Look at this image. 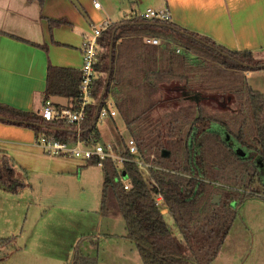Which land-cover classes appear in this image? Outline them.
<instances>
[{"label": "trees", "instance_id": "obj_1", "mask_svg": "<svg viewBox=\"0 0 264 264\" xmlns=\"http://www.w3.org/2000/svg\"><path fill=\"white\" fill-rule=\"evenodd\" d=\"M71 1L88 19L81 4ZM68 24L51 20L50 28ZM146 37L159 38L162 43L147 45ZM263 65L247 52L229 50L172 23L135 17L102 33L95 65L99 77L81 138L101 142L98 121L93 124L110 73L102 107L108 101L113 103L139 156L161 168L151 169V176L181 235L175 234L155 206L152 188L134 163L124 166L130 180V189L125 190L117 167L106 161L101 214L110 217L111 202L116 203L127 239L143 264L213 263L240 207L264 193V93L254 90L246 77ZM81 80V70L50 66L45 103L63 97L77 111ZM0 116L1 123L30 128L37 137L66 143L77 139L74 125L47 122L42 114L0 104ZM121 145L119 151L134 159L124 140ZM20 175L12 158H0V190L19 194L30 187ZM71 264H98V260L76 247Z\"/></svg>", "mask_w": 264, "mask_h": 264}, {"label": "crops", "instance_id": "obj_2", "mask_svg": "<svg viewBox=\"0 0 264 264\" xmlns=\"http://www.w3.org/2000/svg\"><path fill=\"white\" fill-rule=\"evenodd\" d=\"M76 1L84 8L88 19L71 0H45L43 4L29 0H0V104L41 115L45 106L49 67L81 70V45L92 31L91 23L96 26L105 20L112 21L113 17L104 9L101 0ZM135 2L133 0L131 3ZM95 3H99L101 9H96ZM157 8H168L172 16L171 23L176 26L210 38L229 50L247 52L253 60L264 61V0H162ZM51 20H66L69 24L51 29ZM120 21L112 22L115 24ZM246 75L249 76L248 73ZM50 101L58 108L70 107L69 100L63 97H52ZM117 117L108 119L117 126ZM112 127L110 129L114 130ZM98 130L103 141L102 133ZM111 133L112 140L107 143L121 148L123 138L114 131ZM37 140L36 132L30 128L0 122V158L4 155L12 158L16 168L25 176L29 172L30 175L35 173L50 178L46 179V188L54 200L40 203L26 200L24 191L11 194L0 190V213L7 216L6 222L11 221L8 215H13V230L16 228V215L18 217L24 212L29 216L33 212L36 221V215L47 214L48 219L37 227L27 231L23 227L20 234L13 233L19 240L17 244L13 242V246L17 245L22 253L29 252L36 260L41 261L45 256L50 264H62L65 259L61 255L50 256L48 252L61 251V247L56 248L60 243L69 244V248H72V240L79 236L78 232H72L78 225L75 226V221L69 220L66 213L82 216L83 212L89 211L83 209V204L76 203L73 197L74 183L68 177L76 179L85 190L88 184L92 185L88 169L93 165L73 158L57 160L47 157ZM39 216L42 219L45 215ZM81 216L77 217L80 221L83 220ZM103 218L100 208V224ZM24 233L28 236L22 238ZM114 235L108 231L106 234L100 233L97 238L108 242L114 239ZM121 237L129 241L127 231ZM4 245L12 246V243L5 241ZM123 252L118 250L117 259L111 257L110 264H128L129 257H124ZM26 264L34 263L26 261Z\"/></svg>", "mask_w": 264, "mask_h": 264}, {"label": "rangeland", "instance_id": "obj_3", "mask_svg": "<svg viewBox=\"0 0 264 264\" xmlns=\"http://www.w3.org/2000/svg\"><path fill=\"white\" fill-rule=\"evenodd\" d=\"M132 1L133 0H101V3L104 9L113 17V22L131 17L134 11L144 12L148 7L157 8L162 3V0H135L137 1L135 4H132ZM257 62L264 63L263 60ZM254 72L255 71L248 72V77L246 75L248 84L254 90L264 93V70H257L255 73ZM220 101L222 100L220 99ZM224 104H226V102ZM226 105L228 106L229 103ZM115 121L117 122V126L114 124L113 120L109 119L105 120L104 124L97 125L103 138V141L101 140L100 143H107L112 140L111 131H114L119 137H122L125 142L131 138L121 118L117 117ZM111 126H113L112 128H114V130L110 129ZM45 155L57 160H62V158L68 159L66 157H53L46 153ZM88 174L92 181V185L89 186L88 184L85 190L83 189L84 187H81L77 183L76 179L68 177V180L74 183L73 197L76 203L83 204V209L89 210L88 213L83 212L82 216L80 214L72 216L70 213H66V215L69 216L67 218L75 221V226L78 225L75 229L69 228V226L68 228L72 229L73 233L78 232L79 236L72 240L74 241V246L72 248H69V244L60 243L56 245V248L61 247V251L57 252L55 250H50L48 254L50 256L61 255L62 259H65L62 261V264H68L74 258L75 248L79 247L84 255L97 258L98 264H103V262L110 264L111 257L117 259V251L123 250L124 257L126 255L129 257L128 264H143L135 246L121 237L126 234V227L124 220L117 215L116 203L114 201H112L110 205V217L103 218L100 224L99 211L102 203L103 169L97 165L91 166L88 169ZM20 179H23L25 183L30 186L23 190L25 192L24 194H26L25 196H27L26 200H34L40 203H45V200L48 199L54 200V197L50 196L46 188V179L49 180L50 178L35 173L30 175L28 172L27 176L21 173ZM47 213L49 215V212ZM42 214L45 216L40 219L39 215ZM46 216L47 214L40 213L38 216L36 215L38 220L35 221L33 212H31L29 216H26L23 212L19 214L18 217L16 215V218H14L16 220V228L13 230V222H11L13 221V215L11 216L9 214L8 218L11 219V221L6 222L5 219L7 216L4 217V213H0V264H26V261H30L34 264H39L41 262H43L42 264H50V260H45V256L39 261L31 256L29 252L22 253L21 250L17 249V245L13 246V242L15 244L19 242L18 238H16L18 236L15 237V235L18 233L20 234L23 227H25V231L31 227H37L40 223L48 219ZM80 216L81 219H83L82 221L77 219V217ZM165 220L175 234L181 237L171 217L167 215L165 216ZM99 225H101V227H99ZM108 231L115 234L114 237H112L114 239L106 242L97 238L100 233L106 234ZM13 233L16 234L14 235ZM27 236L28 235L24 233L22 238ZM69 236H71V234L68 235V237ZM5 241L11 242L12 246L4 245ZM211 264H264V193L256 194L255 198L247 200L240 207L235 223L218 258Z\"/></svg>", "mask_w": 264, "mask_h": 264}, {"label": "built area", "instance_id": "obj_4", "mask_svg": "<svg viewBox=\"0 0 264 264\" xmlns=\"http://www.w3.org/2000/svg\"><path fill=\"white\" fill-rule=\"evenodd\" d=\"M94 7L96 9H101L99 3H95ZM135 17L145 21H159L162 23L172 22V16L168 8H148L144 12H134L128 20ZM113 24L111 20H105L92 27L90 35L83 39L81 45L83 63L81 68L80 108L77 111H73L70 108L59 109L54 106L51 101H47L42 112V116L47 122L74 125L77 132L76 141L73 143H66L53 137L47 138L40 135L37 144L50 156L73 158L86 164H95L102 169L106 161H112L119 171V181L123 184L125 190L130 189V180L128 175L124 172V166L126 163H134L152 188L155 206L160 210L162 215L167 216L169 214V209L166 200L151 176V169L161 168L139 156L137 145L132 138L126 142V146L129 155L134 157V159L123 155L119 151V148L112 143H94L91 140L87 141L81 138L82 123L86 118L87 107L94 102L92 95L93 87L99 77L95 69V65L98 62L99 40L102 33L109 30ZM144 41L147 45L152 46H159L162 43L161 39L152 37H146ZM177 52H180V48L177 49ZM117 115L118 112L114 108L113 103L108 101L105 106L101 107L99 110L98 124L104 122L108 118H115ZM153 158L154 156H152L151 159Z\"/></svg>", "mask_w": 264, "mask_h": 264}, {"label": "water", "instance_id": "obj_5", "mask_svg": "<svg viewBox=\"0 0 264 264\" xmlns=\"http://www.w3.org/2000/svg\"><path fill=\"white\" fill-rule=\"evenodd\" d=\"M112 51H113V46H111V49H110V59H109V65H110V68H112V58H111V56H112ZM264 69V65L263 66H261L260 67V69H258V70H263ZM107 80H106V83H105V86H104V88H103V90H102V93H101V97H100V100H99V102H98V112H97V114H96V116H95V119H94V124L93 125H95V124H97V121H98V113H99V110L101 109V107H102V103H103V101H104V99H105V96H106V93H107V89H108V86H109V84H110V73H108L107 74V78H106ZM0 119H3V117H1L0 116ZM15 120H13V122H14ZM165 155H167V153H165ZM215 200H216V202H218V198H215Z\"/></svg>", "mask_w": 264, "mask_h": 264}]
</instances>
